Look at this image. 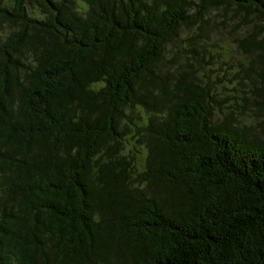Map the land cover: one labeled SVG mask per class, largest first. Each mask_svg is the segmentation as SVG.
<instances>
[{"label":"trees","instance_id":"obj_1","mask_svg":"<svg viewBox=\"0 0 264 264\" xmlns=\"http://www.w3.org/2000/svg\"><path fill=\"white\" fill-rule=\"evenodd\" d=\"M0 264H264V0H0Z\"/></svg>","mask_w":264,"mask_h":264},{"label":"rangeland","instance_id":"obj_2","mask_svg":"<svg viewBox=\"0 0 264 264\" xmlns=\"http://www.w3.org/2000/svg\"><path fill=\"white\" fill-rule=\"evenodd\" d=\"M185 38H186V37H185ZM183 43H184V42H182L180 45L182 46V45H183ZM186 45H187V46H190V44H187V43H186ZM196 49H198V48H196ZM186 50H188V51H192V50H191V49H189V48H188V49H186ZM197 51H198V50H197ZM193 55H194V54H193ZM207 59H208V57H207V56H205V60H203V61H208ZM208 63H211V61H209ZM213 68H214V67H213ZM211 74H213V72H212ZM227 79H228V76H227V77H224V78H222V82H225V83H226V80H227Z\"/></svg>","mask_w":264,"mask_h":264}]
</instances>
